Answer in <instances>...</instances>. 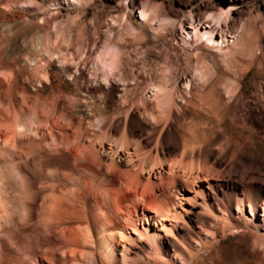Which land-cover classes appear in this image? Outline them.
<instances>
[{
  "label": "bare ground",
  "instance_id": "obj_1",
  "mask_svg": "<svg viewBox=\"0 0 264 264\" xmlns=\"http://www.w3.org/2000/svg\"><path fill=\"white\" fill-rule=\"evenodd\" d=\"M67 1L77 2L79 0ZM149 11L145 7L140 8L142 20L138 21V25H150L154 31H158L155 22L160 17L153 18ZM232 14V10L222 9L208 11L202 16L196 8H191L187 18L179 22L180 41L184 47V61L187 68L183 75L189 80L182 83L184 88L176 83L171 91L168 84L172 78H177L180 67H176L175 71L167 69L165 75L167 79L151 85L150 91L154 96L156 109L149 110L147 100H142L144 113L150 120L147 125H150L153 134L154 132L157 134L154 151L157 156L160 155L159 163L154 164L149 171L144 168H139L135 172L121 170L125 165V160L130 156L122 158L129 155L131 151L126 141L119 143L116 141L118 143L116 147L102 144L99 150H94L90 146L91 154L93 153L94 156L91 157L93 158L92 163L100 165L101 171L106 170L103 180L98 181V186L93 182L94 180L92 181L94 178L90 180L89 177L101 175L89 165L82 167L85 169L84 174L77 178H73L70 173L71 170H76L73 167H67L65 172L52 177L51 184H49L51 186L47 187L51 191L56 190L58 186L65 188L68 183L74 185L69 192L65 189L71 199L57 203V207L62 205L65 212L61 214L54 207L56 203L53 202L54 205L51 203L52 205L48 206L51 210L50 216L43 222L41 221L47 230L52 227L58 229L57 241L61 257L59 264H210L204 261L219 241L222 249L231 250L238 257L235 264H264V161L262 160V155L264 156V112L248 110L252 108V105L247 100L249 95L246 90L249 84L255 88L264 109V82L262 81L264 80V45L260 49V57L252 54L247 65L232 66L235 58L233 49L239 46L242 35L247 30L245 23L241 27H236L235 24L230 27L228 21L231 20ZM168 19V17H163L159 22H165ZM0 23L5 25L3 22ZM4 25L2 27L5 30L7 27L10 28V23ZM226 28L228 30H225ZM137 30L138 28L133 23H128V34L136 36L138 35ZM124 49L123 45L114 44L112 46V42L105 41L97 55L96 68H92L90 76L97 78L96 72L102 71L101 78L108 88L102 91V96L109 103L118 98L121 106L126 109V117L124 119H99L96 125L98 131L109 137L122 133L124 140L137 138V149H146L151 147L152 142L141 139L147 127L141 125L140 116L143 113L134 108L132 100L134 98L130 96L131 93L134 95L138 92V88L132 89L124 79L119 78L118 80L113 77L114 72L121 66ZM209 50H216L222 61L227 63L226 69L217 71L211 69L204 55L205 52L209 53ZM42 53L46 54L48 59L54 54L47 45L42 48ZM85 62L87 64V59ZM38 63L36 61V64ZM75 68L78 76L73 75L74 80L79 83L80 79L85 78L84 65L81 67L80 63L76 62ZM251 72L254 74L248 81L247 78ZM70 75L72 77V74ZM45 76L46 74L44 76L42 74V77L45 78ZM221 77L226 79L224 84H220ZM97 79H95L96 82L100 84V78L99 81ZM81 87L84 86L81 84ZM207 89L212 91L214 98L205 103L203 112L206 113L205 115L211 114L215 126H207L200 132H193L192 135L197 141L189 147L183 137V121L188 109L186 106L190 101L187 96L192 95L193 92L202 95ZM129 92L131 93L128 94ZM190 113L195 117L197 110ZM31 127L32 125L28 126L24 122H18L12 126L16 135L24 136L27 132L38 135V129ZM199 136L203 139L201 140ZM69 147L68 149H71ZM87 151L89 154V149ZM69 152L71 153V150H68ZM215 152L226 155L231 158L232 162H235L230 171L234 177L225 175L226 170L223 163L215 158ZM246 154H249V159L242 158V155ZM174 158L177 161L174 162ZM129 161L132 164L134 160ZM164 165L168 166L167 171ZM14 168L16 170V167ZM147 174L148 177L143 180L142 175ZM21 175L17 173L18 179L23 178ZM116 176L122 181L124 187H120L121 189L114 192L112 196L108 186L115 183ZM235 177L240 181L234 180ZM15 180L19 181L16 176ZM16 183L18 185V182ZM158 188L161 189L162 196L158 195L156 198L154 195ZM166 194H171L173 198H166L168 197ZM123 197L129 205L126 209L122 205ZM149 200L152 204H148ZM90 201L93 202L91 203L93 216L88 223L91 226L81 228L79 224L83 223V218L71 214L70 210L89 208ZM182 201H186L187 205ZM27 205L29 204L24 206L27 208ZM140 205L144 207L141 211L138 208ZM53 208L57 209L56 212L60 214L57 215V212L53 215L55 214ZM247 209L250 214L247 213ZM260 212H262V221L259 219ZM39 237L40 235L37 234L35 241ZM34 243L40 248L36 245L37 242ZM87 248L91 250L89 253H85ZM28 253L36 259L33 264H56V251L53 247L36 252L29 248ZM197 257L200 260H196ZM217 262L212 261V264H217ZM12 264L27 263L14 259Z\"/></svg>",
  "mask_w": 264,
  "mask_h": 264
},
{
  "label": "rangeland",
  "instance_id": "obj_2",
  "mask_svg": "<svg viewBox=\"0 0 264 264\" xmlns=\"http://www.w3.org/2000/svg\"><path fill=\"white\" fill-rule=\"evenodd\" d=\"M142 7L150 10L153 18L157 17L156 19H158L160 17L155 22L158 31H154L150 25H138V21L142 20L140 16V8ZM191 8H196L202 16L212 10H232V18L228 21L230 27L234 24L236 27H241L244 23L247 25V30L242 35L243 40L241 39L238 48L234 47L233 49L235 58L232 66L247 65L252 54L261 56L260 49L264 45V0H79L77 2H68L67 0H0V22L5 23V25L10 23V28L7 27V30L2 27L4 24L0 23V264H12L14 259L33 264L36 259L29 255V248L36 252L40 249L45 251L49 247L55 249L56 264H59L61 257L57 241L58 229L52 227L47 230L41 221L43 222L50 216L51 210L48 206L54 205V203H56L54 207L62 214L65 208L60 204L57 207V203L71 199L67 191L69 192L74 185L63 181L67 184L65 188L58 186L56 190L51 191L47 187L51 186L49 184H51L52 177L65 172L67 167L76 169L70 171L73 178L82 176L85 171L82 167L86 165L94 167L100 173L101 176L89 177L90 180L94 178L92 181L94 180L93 182L98 186V181L103 180L106 170L101 171L100 165L92 163L93 158L91 157L94 156L93 153L91 154L90 146L94 150H99L102 144L116 147L119 142L126 141L129 151L132 153L130 152L127 156L123 155L124 158L122 159L130 156L125 160V165L122 166L121 170L123 171L132 170L135 172L139 168L149 171L154 164L160 162V155L157 156L156 151H154L157 134L156 132L153 134L150 125H147L150 120L144 113L142 100H147L149 110L156 109V102L150 91L151 85L167 79L165 78L167 69L175 71L176 67H180L177 78H172L168 84L169 90L172 91L176 83L184 88L183 84L189 80L183 75L187 68L184 61V47L180 41L179 22L187 18ZM163 17L169 19L165 22H159ZM128 23H133L138 28V35L128 34ZM105 41L112 42V46L114 44L123 45L125 48L119 67L121 70L114 72L113 77L118 80L124 79L125 83L128 82L132 89L138 88L135 96L131 92L128 94L131 93L130 96L134 98L132 99L134 108L143 113L141 116L139 115L141 125L146 126L147 130L141 139L152 142L150 149H137V138H135L137 141L135 139L124 140L122 133L109 137L98 131L97 120L124 119L126 117V109L121 106V101L118 98L109 103L102 96L103 92L108 90L101 78L102 71L96 72L98 79L90 76L92 68H96L97 55ZM44 45L51 48L54 53L50 59L42 53ZM207 54L205 52L204 55L211 69L217 71L227 68V63L222 61L216 50H209ZM86 59L88 65L85 64ZM36 61L39 63L36 64ZM76 62L80 63L81 67L84 65L85 70V78L80 79L79 83L74 80L73 76H78V73H75ZM64 70L67 72H63ZM42 74L43 76L46 74L45 78L42 77ZM253 74L251 72L248 75V81ZM99 78L100 84L95 80L99 81ZM262 81L264 82V80ZM225 82V77H221L220 84ZM81 84L84 87H81ZM246 90L249 95L247 100L252 105V108L248 110L264 112L255 88L249 84ZM187 97L190 101L186 106L188 109L186 108L183 121V137L187 146L191 147L197 141L192 135L193 132H200L207 126H215L211 114L205 115L206 113L203 112L205 103L212 101L214 97L210 89L204 91L202 95L193 92ZM193 110H197L195 117L190 113ZM18 122L34 126L33 128L38 129L39 134L32 135L27 132V135L17 134V137L12 126ZM28 122L30 123L28 124ZM105 137L106 139H104ZM199 137L201 140L203 139L202 136ZM67 149L71 150V153H68ZM215 158L223 163L226 170L225 175L234 177L230 171L235 162L218 152H215ZM242 158L249 159V154L242 155ZM262 158L264 161L263 155ZM129 160L135 162L133 161L131 164ZM173 160L174 162L177 161L176 158ZM143 161L148 163L145 164ZM164 168L166 171L168 170L167 165H164ZM17 173L22 174L23 178L18 179ZM15 176L19 181L15 180ZM145 177L147 178L148 174L142 175L143 180L146 179ZM115 178V183L108 186L112 196L115 194L114 192L121 189L120 187H124L118 176ZM233 179L240 181L237 177ZM22 190L25 192L23 193ZM161 193V189L158 188L154 196L156 198L158 195L162 196ZM167 195L166 198H173L171 194ZM27 199L30 200L29 203H27ZM81 202L83 205V201ZM91 203L93 202H89V208H77L74 209L75 212L73 209L70 210L71 214L83 218V223L79 224L81 228L86 226L90 228L91 226L88 224L93 216ZM182 203L187 205L186 201H182ZM26 204H29L27 205L28 209L25 207ZM148 204H152L150 200ZM122 205L124 209L129 207L124 197ZM138 208L141 211L144 207L140 205ZM53 209L55 211H52L55 213L53 215H56L58 211ZM61 209L63 210L61 211ZM59 212L57 215L60 214ZM247 213L250 214L249 209H247ZM259 219L263 220L262 212L259 213ZM131 232L133 233V231ZM37 234L40 237L35 241ZM34 242H37L36 245L40 248L36 247ZM212 249L204 262L210 264L212 261L213 263L218 261L217 264L237 263L238 257L231 250L222 249L220 241ZM90 251L87 248L85 253ZM196 260H200L199 257Z\"/></svg>",
  "mask_w": 264,
  "mask_h": 264
}]
</instances>
